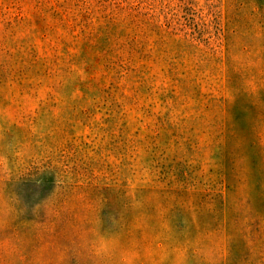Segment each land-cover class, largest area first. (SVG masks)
<instances>
[{"label": "rangeland", "instance_id": "rangeland-1", "mask_svg": "<svg viewBox=\"0 0 264 264\" xmlns=\"http://www.w3.org/2000/svg\"><path fill=\"white\" fill-rule=\"evenodd\" d=\"M0 264H264V0H0Z\"/></svg>", "mask_w": 264, "mask_h": 264}]
</instances>
